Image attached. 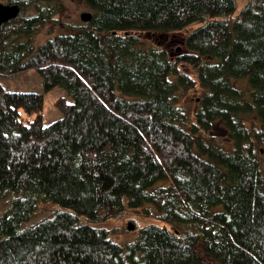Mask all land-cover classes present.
<instances>
[{"label": "trees", "instance_id": "trees-1", "mask_svg": "<svg viewBox=\"0 0 264 264\" xmlns=\"http://www.w3.org/2000/svg\"><path fill=\"white\" fill-rule=\"evenodd\" d=\"M8 2L0 78L67 96L46 125L45 93L0 82V264H264V0H86L93 20L41 46L59 10ZM189 29L174 56L139 38ZM148 207L129 244L103 227Z\"/></svg>", "mask_w": 264, "mask_h": 264}, {"label": "rangeland", "instance_id": "rangeland-1", "mask_svg": "<svg viewBox=\"0 0 264 264\" xmlns=\"http://www.w3.org/2000/svg\"><path fill=\"white\" fill-rule=\"evenodd\" d=\"M54 9L59 10V14L55 16V23L50 24L41 34L35 38V44L41 46L48 40L53 39L58 35L69 34L74 28H77L82 23L81 15L89 12L93 14V11L87 6L86 0H45ZM246 1V0H245ZM4 5H9L8 0H0ZM244 4L240 7L242 8ZM36 14V10H31L28 15ZM195 29V28H194ZM194 29H189L185 33L180 34H169L167 36H161L159 34H139V38L143 46L148 48L151 47H162L170 50V53L178 55L179 51L184 48V41L186 36L191 33ZM183 71L192 75L193 70L189 67H183ZM0 82L12 92H28V93H45L44 79L36 71H29L19 74L14 77L0 78ZM199 93L190 92L189 94L182 93L180 105L187 109L188 112H194L196 108V98ZM67 96V92L61 88H57L50 93H45V109H44V122L46 125H50L58 119L62 118V113L56 107V101L62 97ZM213 137L221 138L223 141L224 134L216 129ZM219 140V139H218ZM16 195H10L7 198L0 200V213L8 212L11 209L12 200ZM223 207H219L217 210H222ZM56 208L49 204H42L34 219L29 223L28 226L41 223L42 221L51 218L55 213ZM149 211L153 216L157 217L153 208H145L138 211L128 210L126 215L120 220H113L106 223L103 227L109 230L114 240L122 245L133 242L139 234L138 229L143 228L149 224H158L154 218H145L143 214ZM132 224L135 227L134 231H129L128 226ZM207 264H210L207 262Z\"/></svg>", "mask_w": 264, "mask_h": 264}, {"label": "water", "instance_id": "water-1", "mask_svg": "<svg viewBox=\"0 0 264 264\" xmlns=\"http://www.w3.org/2000/svg\"><path fill=\"white\" fill-rule=\"evenodd\" d=\"M21 14V8L18 5H4L0 2V28L2 25L17 19ZM93 20V14L86 12L81 15V21L84 23H90ZM129 231H134V225L128 226Z\"/></svg>", "mask_w": 264, "mask_h": 264}]
</instances>
